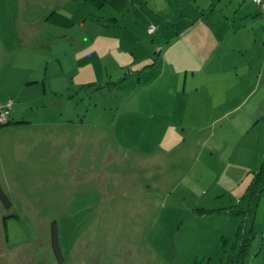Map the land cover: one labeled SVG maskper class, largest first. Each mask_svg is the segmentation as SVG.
Segmentation results:
<instances>
[{"label": "rangeland", "instance_id": "374dc122", "mask_svg": "<svg viewBox=\"0 0 264 264\" xmlns=\"http://www.w3.org/2000/svg\"><path fill=\"white\" fill-rule=\"evenodd\" d=\"M152 4L0 0V264H264V114L178 104Z\"/></svg>", "mask_w": 264, "mask_h": 264}, {"label": "crops", "instance_id": "0c3cea01", "mask_svg": "<svg viewBox=\"0 0 264 264\" xmlns=\"http://www.w3.org/2000/svg\"><path fill=\"white\" fill-rule=\"evenodd\" d=\"M139 1L144 6L152 2L150 7H159L161 14L171 11L172 23L176 17L178 19L175 22L179 24L176 27L178 51L192 57V64L177 70L179 74L184 73L182 99L178 104L184 103L189 109L193 103L194 110L205 111L206 103L210 102L208 114L217 103L224 112L222 116L232 121L262 117L264 92L258 93V90L264 91V19L255 0ZM174 6L175 11H172ZM149 10L154 14V10ZM182 40L191 41L188 49L183 47ZM232 57L234 59L229 60Z\"/></svg>", "mask_w": 264, "mask_h": 264}, {"label": "trees", "instance_id": "16d2710c", "mask_svg": "<svg viewBox=\"0 0 264 264\" xmlns=\"http://www.w3.org/2000/svg\"><path fill=\"white\" fill-rule=\"evenodd\" d=\"M10 122V120H8L5 123ZM257 180L259 182V180H262V185H264V175L260 172L258 173V177ZM251 189V193L249 196V209L248 210H242V214L246 213L247 211H252L255 209V205L258 202L259 196L262 194V192L264 191V186L260 187V184L258 186V188H250ZM0 199L7 205L10 206L11 202L9 197L7 196V194L5 193V191L3 190V188L0 185ZM241 212V211H240ZM239 238V237H238ZM248 240H250V238L248 237L247 239H244V245H245V249L247 250L248 247ZM53 241H54V246H55V251L56 253L59 255V257H61V251L58 245V239H57V231L56 228L54 229L53 232ZM239 241V240H238ZM237 244V243H236Z\"/></svg>", "mask_w": 264, "mask_h": 264}, {"label": "built area", "instance_id": "2783aa9c", "mask_svg": "<svg viewBox=\"0 0 264 264\" xmlns=\"http://www.w3.org/2000/svg\"><path fill=\"white\" fill-rule=\"evenodd\" d=\"M255 2H257L260 7H261V11H262V15H263V19H264V0H255ZM156 30L155 26H150L149 27V32L152 33ZM10 105V103L7 104V107ZM7 113L4 111V106H0V123H5L7 122Z\"/></svg>", "mask_w": 264, "mask_h": 264}]
</instances>
